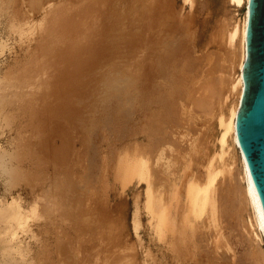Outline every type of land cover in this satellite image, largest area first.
Listing matches in <instances>:
<instances>
[{
  "label": "rangeland",
  "instance_id": "1",
  "mask_svg": "<svg viewBox=\"0 0 264 264\" xmlns=\"http://www.w3.org/2000/svg\"><path fill=\"white\" fill-rule=\"evenodd\" d=\"M244 15L229 0H0V264H264L238 150L219 141ZM213 169V215L190 213L185 184ZM148 190L157 208L173 194L170 231Z\"/></svg>",
  "mask_w": 264,
  "mask_h": 264
},
{
  "label": "water",
  "instance_id": "2",
  "mask_svg": "<svg viewBox=\"0 0 264 264\" xmlns=\"http://www.w3.org/2000/svg\"><path fill=\"white\" fill-rule=\"evenodd\" d=\"M246 7L243 93L235 129L264 215V0H248Z\"/></svg>",
  "mask_w": 264,
  "mask_h": 264
},
{
  "label": "bare ground",
  "instance_id": "3",
  "mask_svg": "<svg viewBox=\"0 0 264 264\" xmlns=\"http://www.w3.org/2000/svg\"><path fill=\"white\" fill-rule=\"evenodd\" d=\"M231 2V4L233 5H236V6H240L242 3H245V17H244V20H243V24H242V29H241V42H242V46L241 48L243 47V60H241L242 62L239 64L240 65V70H239V93H238V98H237V102H236V105H234L235 107L230 111V115L227 119H221L220 118V126H222L223 128V132L221 133V136H220V142L221 144H224L225 143V137L227 135H230V138L232 139V141L234 142L237 150H238V153H239V157H240V163H241V169H242V173H243V179L245 181V186H244V195H245V198L247 200V202L249 203L251 209H252V212H253V217H254V223H255V227L257 228V230L259 231L260 233V236L263 238L264 240V215H263V212H262V209H261V205H260V202H259V199H258V196H257V193H256V190L254 188V185H253V182H252V179L250 177V173H249V170H248V167H247V163L245 161V158L244 156L242 155L240 149H239V146H238V142H237V136H236V129H235V119H236V116H237V112H238V108H239V104H240V99L242 97V93H243V77H242V66H243V63H244V60H245V57H246V30H247V19H248V11H247V3H248V0H229ZM154 109V108H153ZM201 109V108H200ZM146 113V112H145ZM147 114V113H146ZM149 114V113H148ZM156 115V114H155ZM154 118V117H153ZM154 121V120H153ZM152 121V122H153ZM151 122V121H150ZM135 124V123H134ZM150 125V124H149ZM151 129V128H150ZM148 130V129H147ZM146 131V130H145ZM149 131V130H148ZM164 135V134H163ZM154 137V136H153ZM171 138V137H170ZM150 141V140H149ZM161 142V141H160ZM219 142V143H220ZM226 144V143H225ZM156 147V146H155ZM229 148V147H228ZM227 148V149H228ZM152 149V148H151ZM205 150V149H203ZM138 151V150H137ZM197 151V150H196ZM151 152V151H150ZM140 153V152H139ZM143 153V152H142ZM225 153V152H223ZM154 154V153H153ZM222 154V153H221ZM135 155V154H134ZM217 155V154H216ZM155 157V156H154ZM211 157V156H209ZM140 159V158H139ZM179 159V158H178ZM211 159V158H210ZM210 161V160H209ZM140 162V161H139ZM180 162V161H179ZM133 163V162H132ZM141 163V162H140ZM208 170L210 169V162H208ZM145 165V164H144ZM147 165V164H146ZM207 165V164H206ZM143 166V165H142ZM153 168V167H152ZM159 168V167H158ZM227 168V166H226ZM207 169V168H206ZM220 169V168H219ZM224 169V168H223ZM139 170V169H138ZM144 170V169H142ZM214 170V169H213ZM209 171L208 174H207V177H206V180L204 181L203 184H198L195 179H193L192 181L190 182H187V186L185 184V187L187 188H184L186 189V195H187V202H188V205H189V210H190V213H194L196 215H199L208 210L207 208L205 209V206L206 204L210 203L211 204V208H210V212L211 214L213 215L212 211L214 210V203H213V198H211V194H212V191H211V185L213 184V181L215 179V176L216 174H218L219 170H214V171ZM221 170V169H220ZM207 171V170H206ZM216 171V172H215ZM133 172V171H132ZM135 172V170H134ZM218 172V173H217ZM227 172V171H226ZM138 173V172H137ZM141 173V172H140ZM226 174V173H225ZM229 174V173H228ZM141 175V174H140ZM160 177V176H159ZM232 177V176H231ZM148 178V176H147ZM155 178V177H154ZM142 179V178H141ZM123 180V179H122ZM140 180V179H139ZM152 180V179H151ZM179 180V179H178ZM130 181V180H129ZM183 181V179H182ZM125 182V181H124ZM128 182V180H127ZM159 182V181H158ZM181 182V181H180ZM226 182V181H225ZM149 183V181H148ZM182 184V183H181ZM238 184V183H237ZM182 186V185H181ZM176 188V186H174ZM180 187V186H179ZM217 187V186H216ZM237 187V186H236ZM239 187V186H238ZM154 188V187H153ZM174 188V189H175ZM178 188V187H177ZM149 189V188H148ZM173 189V188H172ZM173 189V190H174ZM216 189V188H215ZM241 189V188H240ZM166 190V188H165ZM172 190V191H173ZM176 190V189H175ZM178 190V189H177ZM213 190V189H212ZM219 189H217L218 191ZM150 190H148L149 192ZM154 191V190H153ZM159 191V190H158ZM243 191V190H242ZM152 192V191H151ZM156 193V192H155ZM161 193V192H160ZM166 193V192H165ZM173 193V192H172ZM175 193V192H174ZM223 193V192H222ZM169 194V193H168ZM171 194V192H170ZM169 194V197L172 198L173 197V194H172V197L170 196ZM178 194V192L176 193ZM217 194V193H216ZM156 195V194H155ZM161 195V194H160ZM229 195V194H228ZM152 196V197H151ZM168 197V195H166ZM216 196V195H215ZM227 196V195H226ZM237 196V195H236ZM156 196H154L153 198V195L152 193L150 194V192L148 193L147 195V199H149V205L147 203V205L149 206V209H151L154 217H155V227H156V230H158L159 228L161 227H165L166 229L170 226L169 224L171 222H173L172 220H170V212L168 213V210H169V207H170V201L169 200L170 198H168L167 200H164L163 203H165L166 201L169 200V205H162V206H158V208L155 206L156 203L155 199ZM164 197V196H163ZM177 197H179V195H177ZM214 197V196H213ZM218 197V196H217ZM220 197V196H219ZM230 197V196H229ZM180 198V197H179ZM177 198V199H179ZM163 199H166L165 197ZM231 199V198H230ZM244 200V199H243ZM147 201V200H146ZM177 201V200H176ZM160 202V200H159ZM176 203V202H175ZM216 205V204H215ZM167 206V207H165ZM176 206V205H175ZM218 206V205H217ZM172 207V206H171ZM207 207V206H206ZM209 207V206H208ZM216 208V207H215ZM148 209V210H149ZM175 209V208H174ZM188 209V207L186 208ZM204 210V211H203ZM172 211V210H171ZM188 211V210H187ZM189 212V211H188ZM174 213V212H172ZM186 213V212H184ZM183 213V214H184ZM207 213V212H206ZM229 213V211H228ZM188 214V213H187ZM226 214V213H225ZM172 215V214H171ZM180 215V214H179ZM193 216V214H191ZM252 216V215H251ZM151 217V216H150ZM184 217V216H183ZM182 217V218H183ZM202 217V215H201ZM201 217H198L199 220ZM225 217V216H224ZM177 218V217H176ZM185 218V217H184ZM197 218V217H196ZM188 219V217H187ZM175 220V219H174ZM183 220V219H181ZM185 220V219H184ZM190 220V219H189ZM191 220H194V219H191ZM219 220V219H217ZM216 220V222H217ZM148 221V220H147ZM171 221V222H169ZM188 221V220H187ZM177 222V221H176ZM200 222H202L200 220ZM212 222V221H211ZM149 223V222H148ZM188 223V222H187ZM220 223V221H219ZM172 225V223H171ZM189 225V224H188ZM198 225V224H197ZM250 225V223H249ZM205 226V225H204ZM221 226V225H220ZM251 226V225H250ZM154 227V229H155ZM173 227V226H172ZM172 227H170L169 229H172ZM175 227V226H174ZM186 227V226H185ZM194 227V226H192ZM197 227V226H195ZM200 228V227H199ZM153 229V230H154ZM169 229H167L168 231H170ZM194 229V228H193ZM198 229V228H197ZM165 230V229H164ZM155 231V230H154ZM162 230H160V233L162 235ZM198 232V231H197ZM200 232V231H199ZM219 232V231H218ZM157 233V232H156ZM167 233V232H166ZM186 233V232H185ZM184 233V234H185ZM222 233V232H221ZM192 234V232H191ZM219 234V233H218ZM157 235V234H156ZM200 235V234H199ZM158 236V235H157ZM160 236V235H159ZM202 236V234H201ZM204 236V235H203ZM165 237V236H164ZM179 237V236H178ZM166 238V237H165ZM189 238V237H188ZM258 238V237H257ZM204 239V238H203ZM213 239V237H212ZM201 240V238H200ZM202 241V240H201ZM171 243V242H170ZM169 245V244H168ZM173 245V243H172ZM177 246V245H176ZM216 246V245H215ZM199 247V246H198ZM209 248V247H208ZM173 249V247H172ZM200 250V249H199ZM173 251V250H172ZM171 252V251H170ZM212 252H210L211 254ZM216 255V254H215ZM200 256V255H199ZM202 260V259H201ZM224 263V262H223Z\"/></svg>",
  "mask_w": 264,
  "mask_h": 264
}]
</instances>
